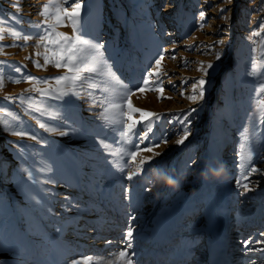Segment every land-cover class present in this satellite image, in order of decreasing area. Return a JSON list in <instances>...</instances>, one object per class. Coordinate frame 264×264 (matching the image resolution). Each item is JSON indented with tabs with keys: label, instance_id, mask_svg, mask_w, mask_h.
Returning <instances> with one entry per match:
<instances>
[{
	"label": "rangeland",
	"instance_id": "obj_1",
	"mask_svg": "<svg viewBox=\"0 0 264 264\" xmlns=\"http://www.w3.org/2000/svg\"><path fill=\"white\" fill-rule=\"evenodd\" d=\"M77 2L81 8L76 34L83 33L84 39L102 45L99 57L83 53L80 66H94L96 61L112 79L84 71L73 85L70 78L77 73L55 67L66 54L59 46L41 42L52 25L56 32L74 35L67 16L60 24L55 19L58 4L72 11L71 0H0V30L4 32L0 41L4 46L0 47V118L4 119L0 123V264H17L15 260L28 264H81L83 260L125 264L124 259L109 257V250L101 253L99 248L100 232L119 217L122 225L118 233L133 231L129 241L133 257L145 255L149 264L159 251L167 256L179 249V235L188 232L189 245L194 248L186 261L192 264L193 257L206 253V243L212 239L210 232L205 235L208 216L214 218L218 206L227 210L229 222L254 219L255 224L247 228L237 225L241 232L237 237L231 234L235 229L231 227L227 242L230 246L237 242L250 245L246 264H264V122L260 118L264 111V0ZM46 5L47 15H42ZM12 31L29 38L25 42L10 35ZM45 56L52 62L45 65ZM208 64L213 67L207 68ZM201 69H206L207 75ZM153 72H158V77L149 78ZM58 77L69 79L58 85L54 79ZM201 79L205 81L203 99L199 97ZM145 80H149L146 87ZM73 87L79 95L70 92L57 99L55 94L40 93ZM141 87L145 91H139ZM192 95L195 100L188 98ZM9 96L13 99L6 100ZM109 101L122 105L125 130L131 123L129 114L138 122L136 133L147 131L146 125L151 127L143 143L131 137L140 150L135 160L124 157L129 164L123 170L113 165L116 157L111 149L127 150L131 145L119 144L124 139L119 124H108L105 130L106 123L99 118ZM129 102L156 115L141 121L139 112L129 113ZM216 108L221 109L216 112ZM21 129L25 135L13 134ZM227 130L230 135L226 136ZM185 131L187 139L178 144ZM146 146L153 151H145ZM208 157L226 165L225 178L198 179ZM249 157L251 163L241 167ZM141 161L146 162L140 174L128 180ZM252 167L258 171L252 172ZM154 168L173 170L176 178L184 177L179 189L153 187L149 181ZM89 175L105 178L110 196L119 189L117 201H129L121 216L116 213L109 219L98 207L99 198L83 191ZM60 194L69 198L67 202L60 200ZM86 216L105 222L100 228L93 225L87 229L81 224ZM195 225L203 232L193 235ZM163 227L174 231L173 238L157 250L152 238ZM64 236L65 243L60 244ZM80 240L91 243L89 253L78 252ZM74 242L77 249L69 251L65 244ZM35 251L44 263H38ZM49 254L50 258H44Z\"/></svg>",
	"mask_w": 264,
	"mask_h": 264
},
{
	"label": "bare ground",
	"instance_id": "obj_2",
	"mask_svg": "<svg viewBox=\"0 0 264 264\" xmlns=\"http://www.w3.org/2000/svg\"><path fill=\"white\" fill-rule=\"evenodd\" d=\"M32 27H35V25H33ZM220 109L216 108L215 111L217 112ZM106 126H108V124L103 126V129L106 130L107 129V128H105ZM229 131L230 130H227L226 136L230 135ZM210 145L212 147L213 142H211ZM228 155L226 157H228ZM61 157L64 161H69V160H67L68 158H66L65 155H61ZM210 158L211 157L207 158V163L205 164L204 169L216 164L212 159L210 160ZM70 162L72 164V161H70ZM216 162H218V161H216ZM86 177H87L88 181L84 182L85 186H83V191H86V193L89 196L99 198L100 205L98 207L104 209L101 211L106 212V216L109 217V219L112 218L113 214H116V213H118V214H116L117 216L118 215L121 216L123 213L121 211L125 210V208L129 204L128 203L129 201L128 200L123 201L122 198H120V201L116 200V197L118 196V194H120L119 189L116 192L115 196H112V195L110 196L109 193L111 192V187L105 188L106 186H108L107 182H104V181H106L105 178H101V177L96 178L95 176H90V175L86 176ZM210 179H212V178H210ZM60 195H61L60 200H65V198L67 197L64 194H60ZM109 197L113 200L112 201L113 204L111 202H109V203L107 202V199ZM226 211L221 206H218V208H216V210L214 212V218L211 217V216H213L212 214L208 216V221H207V225H208L207 228L208 229H206L205 235H206V233L210 232L212 234V239L206 243V253L202 254V255L200 254L199 258L193 257L192 259H193L194 263H192V264H221L222 261H225L228 264H241L244 262H245L244 264H246L248 262V260L246 258V251H249L248 248L250 245H247L246 243H242V242H240V243L237 242L234 246H230V244H228V242H227V234H228L229 229L232 227L235 229H234V231L231 232V234H234L237 237V235L241 233L239 231V227H237V225H241L242 227L245 226L247 228V226L249 224H250V226L255 224L254 219L252 218V219L244 220V222L240 221V222H238L239 224H235L233 222H229V218H228V216H226ZM197 217H196V219H197ZM200 218H201V216H199V219ZM118 220H121V218L119 217L117 219V221L111 227H108V229L102 230L100 232L99 236H102L101 242H100L102 247H99V248H102L101 253H105L107 250H109V253H107V256L124 259V258L119 256V253L124 251V252H127L128 259L132 258L133 262L135 264H146L147 262L145 263V260H144L145 255L144 256L142 255L140 258L139 257H133V255H132L133 253L130 252L131 248L128 247L130 242L127 239V235L125 234V232L128 229L124 233L123 232L118 233V227L122 225V220L121 221H118ZM103 222H105V220L102 218L95 219L93 216H86L84 218V220L81 222V224H82V227H86L87 229H89L88 227L93 226V225H95L96 228H100L103 225ZM187 224H189V223H187ZM212 228H214V229L209 230ZM192 229H194V231L192 233L193 235H195V233H201L204 230L203 228L201 229L200 227H198L196 225ZM114 232H115V234H114ZM172 232H174V231L173 230L167 231L165 229V227H163L160 229V231L156 235H154V238H152V240L153 239L156 240V242H157L156 249L157 250L165 248L167 246V244L171 242V240L173 238ZM193 235H192V238L194 237ZM64 238H65V236L62 237V241H60V244L65 243ZM190 241L191 240L188 239V232H182V234L179 235V246H178L179 249L177 251H175V252L171 251L167 256L162 255L159 251V253H157L153 258H150V261L148 263L152 264L153 261H155L153 264H188L186 260L189 257L191 258V256H190V254L192 252L191 248L192 249L194 248L193 246H191V244L189 245ZM229 243H232V242H229ZM233 243H235V242H233ZM65 245L69 248V251L73 250L74 248L77 249V247H76L77 243H75V242L70 243V244L66 243ZM111 245H113L112 248L110 247ZM91 247H92V245L88 240L81 241L80 242V248L78 247L79 248L78 252H80L81 254H87L90 252L89 250L91 249ZM146 255H148V254H146ZM34 256L40 258V254L36 253V251H35ZM44 258H50V254ZM137 259H138V261H137ZM39 260H38V263L43 262L41 260V258ZM200 260H201V262H200ZM15 262L17 264H28L27 263L28 261H26V260H15ZM91 262H95V259H93V261H91ZM82 263L89 264V261L83 260V261H81V264Z\"/></svg>",
	"mask_w": 264,
	"mask_h": 264
},
{
	"label": "snow or ice",
	"instance_id": "obj_3",
	"mask_svg": "<svg viewBox=\"0 0 264 264\" xmlns=\"http://www.w3.org/2000/svg\"><path fill=\"white\" fill-rule=\"evenodd\" d=\"M61 2L63 3V2H65V0H61ZM72 4H74V7H72L71 12H68L66 8H63L58 4L55 19H56V24H60L63 20V17L67 16L72 22L74 35L69 37L65 33L56 32L55 31L56 25H52V26H50L49 31L46 32V34L41 38V42L47 41V43L50 45L59 46L61 52L66 54V55L62 54L60 56V59L55 63V67H57V68L65 67V68H67V70L69 72L77 73V75L70 78L73 85H75V83L77 81H80L82 79L81 76L79 75V73L84 72V71L96 74L97 76H100V77H107L108 79H112L113 78L112 74L110 72L102 71L100 68V64L97 63L96 61H93L94 66H90V67H86V68L80 66V61H82L84 59V57L82 55L83 53H85V52L95 53L96 56L99 57L100 56V49L102 48V45L93 44L91 42V40L84 39L83 33L76 34L79 32L77 24H78V20H79V16H80L79 10L81 8V5L79 2H77V0H71V3L69 4V6L71 7ZM13 7L19 8V5L14 4ZM47 8H48V6L46 5L44 12L41 13L42 15H47ZM202 16H203V14H202ZM14 18L18 19V17H16L15 14H14ZM9 34L12 35L13 37H16V38H22L25 40V42L29 38L27 35L19 32V31H12ZM3 39H4V32H3V30H0V41H2ZM221 43H222V41H221ZM11 46H15V45H11ZM0 47H4V46L0 45ZM77 54H81V55H77ZM162 59H163V57H161L160 59H158L156 61L157 69H159ZM217 59H219V55L217 56ZM51 62L52 61L49 60V58L47 56H45V65L48 63H51ZM36 66L41 67V65L38 62L36 63ZM212 67H213L212 64L207 65V68H212ZM201 70L205 71V74L207 75L206 69H201ZM16 71H20V69H16ZM152 75H157V77H158L159 74H158V72L149 73V78H151ZM30 79H37V78H30ZM54 79H56V83L59 85L64 80H67L69 78L58 77V78H54ZM16 82H19V81H16ZM38 82H40V81H38ZM43 82L47 83V81H43ZM198 83L200 85L199 97L201 99H203L204 98L203 85H204L205 81L203 79H201L198 81ZM148 84H149V80H145L144 81L145 87ZM145 87L139 88V91H141V92L145 91ZM262 87H264V86H262ZM105 90H107V89H105ZM158 91L161 93V95L163 94V88L162 87H160L158 89ZM70 92L72 95H79V92H77L75 90V87H73L72 89L57 88L54 90V92L49 91V90H40L41 95L51 96V95L55 94V98H57V99H61L64 96L69 95ZM194 92H195V89H194ZM129 94H131V93L129 92ZM188 98L195 100L196 96L192 95V96H189ZM5 99L6 100H12L13 97L9 96V97H6ZM121 99H126V97H122ZM20 103L21 104L25 103V99L23 97H21ZM0 106H2V105H0ZM128 109H129V113L139 112L141 114V116H140L141 121H144L147 118H150V117H153L156 115L155 113L144 111V110H141L139 108H135L134 106L131 105L130 102L128 103ZM31 110L32 111H38V109H36V108H32ZM8 115L12 116L13 119L16 118L15 116L12 115V113H9ZM123 115L124 114H123L122 105L111 103V101H109V104L104 108V110L101 112L100 117H99L106 124H109L113 127H115V125L119 124V126H120L119 131L123 134V137H124V139L119 141V144L125 145V146L131 145V147L128 148L127 150L120 149L119 151H117L116 149H111V153L116 157V159H114L112 161V163L115 167H117L120 170H123L129 164V161L124 159L125 156L130 157L131 160H135L136 154L140 150L139 143H143L144 140L147 138L148 132L151 131V127L146 125L147 131L143 132V134L136 133L134 131V129L136 128V125L138 122L133 118V116L131 114H129L127 116V119L129 121H131V123H128L126 125V130H125ZM117 117H119V119H117ZM260 118H261V122H264V111H261ZM0 123H4L3 118H0ZM41 126L43 127V125H41ZM48 130L52 131L51 128H49ZM13 134L23 136L26 133H25V130L21 129L20 131L14 132ZM132 136H135L136 139L139 141V143H134L131 139ZM187 137H188V132L185 131L183 137L180 140H178L177 143L183 144L184 140H186ZM29 138L34 139L35 137H29ZM101 144H104V141H101ZM104 146L106 148L108 147V145H104ZM144 150L145 151H153L152 148L147 147V146L145 147ZM155 155H159V153H155ZM241 159H242V161H244L243 156L241 157ZM145 162L146 161H141V165L137 167L136 171H134L128 175V177H127L128 180H133L137 175L140 174L142 165ZM193 163H194V161H193ZM250 163H251V159L249 157V159L246 162H243L241 164V167H247L248 164H250ZM250 170L252 172L258 171L255 167H252ZM244 175L246 178L247 173H244ZM242 186L245 188V190H248L247 184H243ZM65 199H69V198L66 197ZM70 207H71V205H70ZM132 238H133V231L131 229H129L127 232V239L130 241ZM128 247H131V245L129 244ZM119 256L124 258L125 264H131V260L128 259L127 252L122 251L119 253Z\"/></svg>",
	"mask_w": 264,
	"mask_h": 264
},
{
	"label": "clouds",
	"instance_id": "obj_4",
	"mask_svg": "<svg viewBox=\"0 0 264 264\" xmlns=\"http://www.w3.org/2000/svg\"><path fill=\"white\" fill-rule=\"evenodd\" d=\"M226 172V165L223 162H218L206 169H202L198 174V179H223L226 177ZM183 179L184 177L176 178L173 175V170L154 168L152 170V177L149 182L157 189L162 188L164 185L170 186L174 189H179Z\"/></svg>",
	"mask_w": 264,
	"mask_h": 264
}]
</instances>
